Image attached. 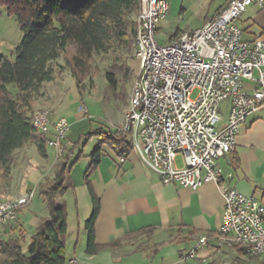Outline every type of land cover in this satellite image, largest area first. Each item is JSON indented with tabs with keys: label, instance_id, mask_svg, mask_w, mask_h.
<instances>
[{
	"label": "built area",
	"instance_id": "built-area-1",
	"mask_svg": "<svg viewBox=\"0 0 264 264\" xmlns=\"http://www.w3.org/2000/svg\"><path fill=\"white\" fill-rule=\"evenodd\" d=\"M250 5L263 8L264 0H228L200 27L183 31L185 39L160 44L155 38L156 23L166 17L168 2L142 0L133 110L127 122L113 125L109 121L106 135L124 137L126 127H133L134 137L127 139L130 147L163 184L191 189L207 182L217 184L224 201L218 231L228 234V241H214V248L238 247L262 255L264 206L226 185L219 164L221 157L234 150L242 123L264 107V40H243L236 24ZM245 79L256 83L250 94L244 89ZM224 101L229 104L228 115L219 125ZM78 110L88 112L83 104ZM38 120L53 143L54 158H62L70 146V123L62 116ZM29 198L32 189L23 200L0 204V238L4 228L19 217L16 204ZM207 244V237H199L190 248L181 247L180 260L195 259Z\"/></svg>",
	"mask_w": 264,
	"mask_h": 264
},
{
	"label": "crops",
	"instance_id": "crops-1",
	"mask_svg": "<svg viewBox=\"0 0 264 264\" xmlns=\"http://www.w3.org/2000/svg\"><path fill=\"white\" fill-rule=\"evenodd\" d=\"M213 1L215 3L211 5ZM227 2L211 0L210 10L201 25ZM236 24L242 31L243 40H264V7L248 6ZM243 84L249 94L256 87L252 80L245 79ZM69 105L66 100L56 107L54 105L51 117H65L71 125V133L67 136L70 146L66 154L70 161L72 157H79L75 166L87 157L88 165L83 171L82 183L73 181L70 171L73 189L67 190L74 193L77 186L83 185L89 198V188L92 190L99 202L94 222L95 242L112 246L89 255L85 253V245L78 242L79 249L76 251L77 246H74L66 264H206L215 260L219 263L225 260L222 263L226 264L231 256L237 255L235 248H214L224 204L217 184L207 182L196 189L178 183L163 184L160 177L141 160L138 152L130 147L128 140V147H111L104 143L108 148L104 155L99 138L90 151L86 150L94 139L85 142L84 137L92 128L90 116L84 117L81 112L74 111L67 118L63 113ZM228 108L227 101L221 103L219 125L225 122ZM98 144L100 160L86 174L91 165L90 152ZM119 151L124 153L123 161H120ZM46 153L47 158L50 153L54 155L52 149H47ZM219 164L226 185L253 196L264 206V107L242 123L234 150L221 157ZM89 208L90 212L92 205ZM201 236L207 237V246L198 252L195 259L181 261L179 249L190 248ZM82 237L85 238V234Z\"/></svg>",
	"mask_w": 264,
	"mask_h": 264
},
{
	"label": "trees",
	"instance_id": "trees-1",
	"mask_svg": "<svg viewBox=\"0 0 264 264\" xmlns=\"http://www.w3.org/2000/svg\"><path fill=\"white\" fill-rule=\"evenodd\" d=\"M0 6L13 15L22 32V38L8 56H0V178L8 173L12 153L27 142L35 145L42 157H47V137L31 124L34 95L44 82L54 74V62L63 56L76 87L81 91L84 78L89 73V60L94 54L106 53L115 44L135 52V20L138 0H0ZM175 35V34H174ZM73 53L67 54L69 46ZM135 57V56H134ZM106 71L105 79L116 98L120 81L130 79V67L113 65ZM14 85L12 94L7 86ZM85 142L93 137L100 144L111 147H128L125 137L113 138L103 128L90 129ZM91 165L86 174L100 160L99 144L90 152ZM64 155L54 170L51 181L38 186L46 201L48 214L42 218L35 233L23 251L20 237H6L11 230L4 228L0 239V264H66L65 236L67 209L59 204L68 188H72L69 174L76 160ZM87 176V175H86ZM85 176V177H86ZM92 209L85 221L87 231L85 253L92 255L109 245L95 242L94 222L99 212V202L89 188ZM8 228V227H7ZM76 244V242H75ZM238 248V247H236ZM238 253L245 252L238 248ZM258 255H251L256 258ZM206 264H213L208 262ZM238 264V263H237Z\"/></svg>",
	"mask_w": 264,
	"mask_h": 264
},
{
	"label": "rangeland",
	"instance_id": "rangeland-1",
	"mask_svg": "<svg viewBox=\"0 0 264 264\" xmlns=\"http://www.w3.org/2000/svg\"><path fill=\"white\" fill-rule=\"evenodd\" d=\"M169 5L168 13L164 19L156 23L155 38L160 44L168 42L174 34L182 31L195 29L199 27L208 13L211 0H166ZM215 1L211 3L214 4ZM133 21L135 16H132ZM22 38V32L13 15H8L5 8L0 6V56H8L14 47ZM73 53V47L70 45L67 54ZM126 64L130 67V79L123 83L120 81L116 92L118 95H125L116 98L113 91L109 88L105 79L106 71H112L113 65ZM54 74L49 82H44L34 95L33 113L41 109H49L58 106L63 100L69 101V108L63 114L70 118L69 114L78 110V105L83 104L87 108L84 117L90 116L92 129L108 128V122L113 125H120L123 121L124 111L128 102L132 80L138 69V60L134 57V52L128 53L126 48L115 44L113 48L106 53L94 54L89 60V73L84 78L81 91L76 87L74 79L70 74L63 56H60L53 64ZM8 90L14 94L16 92L14 85H8ZM195 95V92L192 96ZM38 106V107H37ZM52 107V108H51ZM72 115V114H71ZM121 122V121H120ZM71 125L68 133H71ZM68 136V135H67ZM89 142L86 150H91L97 142V137ZM79 148V147H78ZM47 149L51 150L47 146ZM108 151L103 144L102 153ZM53 154L42 157L34 144L27 142L21 148L15 149L12 153L11 164L8 173L4 178H0V199H15L23 195L28 190H34L35 194L31 202L25 206L17 221L6 226L11 230L8 237H20L23 235L21 245L26 252L27 245L36 231L40 220L47 216V204L40 194L38 186L51 181L54 177L56 163L61 158H54ZM74 157L71 158L73 161ZM177 164L181 165V158L178 157ZM88 165V159L80 160L71 170V177L77 184L82 183L84 170ZM59 204H67V233L65 236L66 259L73 254L74 246L76 251L79 249V243L85 245L87 231L85 221L89 218L92 205L91 198L84 186H77L74 193L67 190L63 197L57 199ZM89 212V214H88ZM8 227V228H7ZM85 234V238L82 236ZM76 241V244L74 242ZM84 241V242H83ZM79 242V243H78ZM83 245V246H84ZM82 247V246H81ZM229 258L226 264H264V253L252 258L250 253H238ZM223 249V248H222ZM221 250V249H217ZM256 256V255H255ZM225 261V260H222ZM219 263L216 260L213 264Z\"/></svg>",
	"mask_w": 264,
	"mask_h": 264
},
{
	"label": "bare ground",
	"instance_id": "bare-ground-1",
	"mask_svg": "<svg viewBox=\"0 0 264 264\" xmlns=\"http://www.w3.org/2000/svg\"><path fill=\"white\" fill-rule=\"evenodd\" d=\"M138 2H139V12H138V15L135 18V38H134L135 39V52H134L135 58H136V55H138V53H139V44L141 42V33H140L139 22H140V17L142 15V0H138ZM171 39H185V32L178 33L175 36H173ZM136 85H137V78H136V75H135L133 80H132V84H131V88H130V94H129L128 102L126 104V108H125V111H124V116H123V121L122 122H127V118H129V113H130V111L133 110V103H134V100H135L134 87H136ZM37 116L41 117V118H46V119H53L51 117L52 116V111L49 110V109H41V110L35 111L32 114V116H31V124H32V126L38 132L44 134V130L42 129V127H40L39 120H38ZM108 136L116 138V135H108ZM124 137L126 139H133V137H134V128L133 127H126V130H124ZM46 143H47V146L50 147L53 150V143L49 142L48 139H47ZM118 153H117L118 156H124V153L122 151H119ZM26 193L27 192H25L23 195H21L18 198H15V199H5V200L4 199H0V204L23 200L24 196H26ZM34 194H35V192H34V190H32V198H33ZM32 198H29V200H27V202H20L19 204H16V212L17 213H21L22 209L31 202ZM201 237H205V236H201ZM215 241H228V234H225V233H222V231H219L217 236H216ZM252 255H255V254H252Z\"/></svg>",
	"mask_w": 264,
	"mask_h": 264
}]
</instances>
